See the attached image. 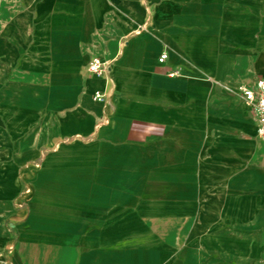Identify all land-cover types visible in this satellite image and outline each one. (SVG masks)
<instances>
[{
    "label": "crops",
    "instance_id": "obj_1",
    "mask_svg": "<svg viewBox=\"0 0 264 264\" xmlns=\"http://www.w3.org/2000/svg\"><path fill=\"white\" fill-rule=\"evenodd\" d=\"M258 79L264 0H0V264H126L157 221L264 264Z\"/></svg>",
    "mask_w": 264,
    "mask_h": 264
},
{
    "label": "rangeland",
    "instance_id": "obj_2",
    "mask_svg": "<svg viewBox=\"0 0 264 264\" xmlns=\"http://www.w3.org/2000/svg\"><path fill=\"white\" fill-rule=\"evenodd\" d=\"M169 232L172 237H166ZM166 247L174 253L170 260L159 254ZM125 251L126 264H205L201 244L187 237V230L181 222L153 223V234L144 230L140 235L126 238Z\"/></svg>",
    "mask_w": 264,
    "mask_h": 264
},
{
    "label": "built area",
    "instance_id": "obj_3",
    "mask_svg": "<svg viewBox=\"0 0 264 264\" xmlns=\"http://www.w3.org/2000/svg\"><path fill=\"white\" fill-rule=\"evenodd\" d=\"M163 58L165 56H162ZM90 74L98 77L109 76V64L101 62L99 59H93L87 67ZM239 95L243 103L254 114L257 121V136L264 142V79H258L252 86L242 85L239 87ZM103 93L95 95L97 101L105 100Z\"/></svg>",
    "mask_w": 264,
    "mask_h": 264
}]
</instances>
